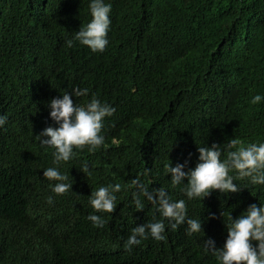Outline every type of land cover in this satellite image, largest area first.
<instances>
[{"label":"trees","instance_id":"trees-1","mask_svg":"<svg viewBox=\"0 0 264 264\" xmlns=\"http://www.w3.org/2000/svg\"><path fill=\"white\" fill-rule=\"evenodd\" d=\"M111 3L107 52L85 59L84 45L68 47L66 40L91 19L88 0H0V115L7 117L0 127V220L7 212V221L18 219L23 227L6 228L0 264H54L61 239L74 227L82 230L88 217V183H120L122 189L114 216L105 218L112 227L96 228L98 235L79 246L78 240L67 257L71 263L219 264L203 242L167 221L166 240L149 236L125 250L133 227L162 218L146 197L141 211L131 203L138 192L133 181L186 199L171 186L165 164L187 161L185 170L193 168L198 145L224 148L232 137L245 145L264 141V101L251 103L252 96L264 95V0ZM76 86L90 92L73 96L74 102L95 93L116 113L106 118L103 146L77 150L74 160L59 165L73 190L57 195L55 181L42 175L55 166L52 149L41 147L36 134L53 123L47 103ZM85 162L89 177L79 170ZM235 182L242 188L229 201L211 206L214 195L186 199L188 216L211 225L207 238L217 247L226 239L230 214L238 217L249 204L264 202V186ZM211 213L216 217L209 219Z\"/></svg>","mask_w":264,"mask_h":264},{"label":"clouds","instance_id":"clouds-1","mask_svg":"<svg viewBox=\"0 0 264 264\" xmlns=\"http://www.w3.org/2000/svg\"><path fill=\"white\" fill-rule=\"evenodd\" d=\"M88 10L91 19L87 24L80 26L74 32L72 38L66 40L68 47H73L76 42L84 45L87 54L107 52L109 44L108 34L111 29V0H88ZM84 56V55H83ZM89 88L73 87L72 91H64L62 95L52 98L47 107L50 109L49 117L53 123L48 124L38 134L36 139L41 147L52 149L53 165L43 169V177L48 181H55L52 191L57 195L66 194L73 190V183L67 173L60 171L59 165L62 162H69L76 158L77 150L87 149L88 152H95L105 144L103 128L106 118L116 113V107L107 102H102L95 93L84 103L74 102L73 96L87 97ZM264 101V95L252 96L251 103L258 104ZM7 117L0 115V127L6 123ZM111 120V119H108ZM116 141V139H114ZM198 162L193 168L185 170L184 163L172 162L165 164V172L171 174V186L179 187L188 201L203 200L210 195L216 200L209 201V205L229 201L234 197L233 193L241 190L237 180L247 179L251 185L264 186V141L252 142L245 145L239 137L230 138L221 147V144L198 145ZM226 151V155L224 152ZM222 155L224 158H222ZM79 170L91 176L87 162L82 163ZM138 187V192H133V199L136 209L141 211L145 205L142 197H146L155 206L161 219H152L146 223L137 224L131 229L130 234L124 242V248L131 251L133 246L140 245L143 240L150 237L157 241L166 240V223L172 230L178 229L183 236L193 238L197 242L204 243L206 252H211L219 264H264V202L251 203L247 209L238 217L228 216L227 236L222 247H217L214 238H207L206 229L211 230V225H203L198 218L188 216L186 199H172L164 187L153 191L133 181ZM91 190L88 196L90 212L85 218L82 230L77 227L65 234L61 243L55 250L52 259L54 264H76L67 258L71 247L79 246L86 238H95L98 234L96 228L112 227L107 224L105 218L114 216L117 207V193L121 191L120 183H109L99 187L87 184ZM247 187V186H245ZM216 190V191H215ZM215 191L214 193H212ZM216 194V195H215ZM2 198H0V201ZM223 215V213H221ZM216 214L211 213L209 219L215 218ZM8 213L3 212V219L0 221V249L3 244V233L7 227L23 229L17 222H9ZM186 224V225H185ZM24 236V232H21ZM91 235V236H90ZM2 252H4L2 250ZM3 253L0 256V261ZM39 260V258H38ZM122 260V264L125 263ZM132 264L134 263L131 260ZM49 264V261H46ZM44 264V263H42Z\"/></svg>","mask_w":264,"mask_h":264},{"label":"bare ground","instance_id":"bare-ground-1","mask_svg":"<svg viewBox=\"0 0 264 264\" xmlns=\"http://www.w3.org/2000/svg\"><path fill=\"white\" fill-rule=\"evenodd\" d=\"M41 244V243H40ZM47 246V245H46ZM38 252V251H37ZM43 252V251H42ZM48 257V256H47Z\"/></svg>","mask_w":264,"mask_h":264}]
</instances>
